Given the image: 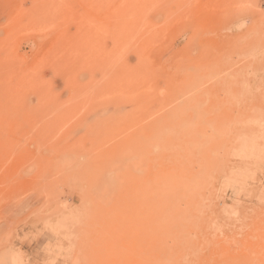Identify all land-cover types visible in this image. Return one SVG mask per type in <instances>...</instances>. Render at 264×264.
Returning <instances> with one entry per match:
<instances>
[{
    "label": "rangeland",
    "instance_id": "rangeland-1",
    "mask_svg": "<svg viewBox=\"0 0 264 264\" xmlns=\"http://www.w3.org/2000/svg\"><path fill=\"white\" fill-rule=\"evenodd\" d=\"M159 1L0 0V264H264V0Z\"/></svg>",
    "mask_w": 264,
    "mask_h": 264
},
{
    "label": "bare ground",
    "instance_id": "bare-ground-1",
    "mask_svg": "<svg viewBox=\"0 0 264 264\" xmlns=\"http://www.w3.org/2000/svg\"><path fill=\"white\" fill-rule=\"evenodd\" d=\"M154 1V0H153ZM158 1V0H157ZM161 1V0H160ZM159 1V2H160ZM108 57V56H107ZM120 57H121V55L118 53V54H110V56H109V61L111 62V64H115V62H117L118 60H120ZM141 58V57H140ZM107 62V61H106ZM141 62V61H140ZM143 62V61H142ZM101 64V63H100ZM111 64H110V66H111ZM97 66V65H96ZM109 66V67H110ZM113 66V65H112ZM128 66V65H127ZM115 68V67H114ZM135 69V68H134ZM140 69V68H139ZM112 70V69H111ZM134 71L133 70V67L131 68L130 67V69H127L126 71H119V72H114V74H112L111 72L112 71H110V74H109V76L110 75H112V77H111V82H110V85H112V86H115V84L117 83H115L114 84V77L115 76H122L121 77V79L123 80L124 79V82H125V85L127 84V85H129L130 86V84H131V80L133 79V76L135 75V73L136 72H132V71ZM96 72H99V71H97V69H96ZM138 72H139V70H138ZM141 72V71H140ZM139 72V73H140ZM144 72V71H143ZM100 73V72H99ZM105 74L107 73V72H104ZM104 73H103V76H104ZM121 73V74H120ZM99 78V77H98ZM109 78V77H108ZM91 79V78H90ZM97 79V78H96ZM100 79V78H99ZM147 79V78H146ZM103 80V79H102ZM104 81H105V79H104ZM137 81V80H136ZM145 81V80H144ZM98 82V81H97ZM133 82H134V80H133ZM140 82V81H139ZM86 83V82H85ZM81 84V83H80ZM91 84V83H90ZM120 87H122V86H120ZM106 88V87H105ZM114 88V87H113ZM116 88V87H115ZM131 88V87H130ZM108 89V88H107ZM122 89V88H121ZM113 91H114V89H113ZM116 91V90H115ZM121 91V90H120ZM182 95V94H181Z\"/></svg>",
    "mask_w": 264,
    "mask_h": 264
}]
</instances>
